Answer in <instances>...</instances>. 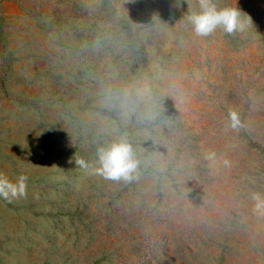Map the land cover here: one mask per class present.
I'll return each mask as SVG.
<instances>
[{
    "label": "rangeland",
    "instance_id": "374dc122",
    "mask_svg": "<svg viewBox=\"0 0 264 264\" xmlns=\"http://www.w3.org/2000/svg\"><path fill=\"white\" fill-rule=\"evenodd\" d=\"M215 2L252 26L197 36V0H0V173L28 177L0 197V264H264V0ZM122 138L137 169L105 178Z\"/></svg>",
    "mask_w": 264,
    "mask_h": 264
},
{
    "label": "clouds",
    "instance_id": "9594fccd",
    "mask_svg": "<svg viewBox=\"0 0 264 264\" xmlns=\"http://www.w3.org/2000/svg\"><path fill=\"white\" fill-rule=\"evenodd\" d=\"M197 2L199 11L191 12L187 16L197 36L206 37L217 29L231 35L236 32H243L253 24L252 18L242 14L238 7H218L215 0H197ZM230 119L233 128L241 126L237 113H230ZM215 158L214 152H209L206 156L209 161H215ZM98 162L100 166L96 172L105 178L114 180L131 179L138 166V160L131 143L123 138L114 141L107 147L100 148L98 150ZM75 163L84 169L90 167L89 163L83 159H78ZM27 181L28 177L23 174L13 181L0 173V197L11 202L13 199L26 196ZM251 199L254 202V210L259 215H264V194L253 192Z\"/></svg>",
    "mask_w": 264,
    "mask_h": 264
}]
</instances>
